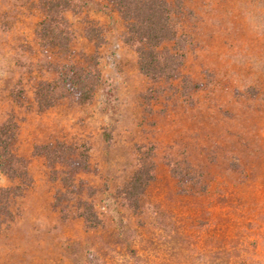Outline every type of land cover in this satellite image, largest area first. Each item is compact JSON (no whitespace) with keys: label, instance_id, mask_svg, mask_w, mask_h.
Instances as JSON below:
<instances>
[{"label":"rangeland","instance_id":"rangeland-1","mask_svg":"<svg viewBox=\"0 0 264 264\" xmlns=\"http://www.w3.org/2000/svg\"><path fill=\"white\" fill-rule=\"evenodd\" d=\"M180 2L164 46L181 64L152 80L104 1L71 0L59 52L37 38L41 0H0V125L20 175L0 172V264H264V0ZM93 57L88 101L39 106V84ZM139 167L151 180L128 197Z\"/></svg>","mask_w":264,"mask_h":264},{"label":"trees","instance_id":"trees-1","mask_svg":"<svg viewBox=\"0 0 264 264\" xmlns=\"http://www.w3.org/2000/svg\"><path fill=\"white\" fill-rule=\"evenodd\" d=\"M102 1L115 9L124 20V41L137 52V63L142 73L157 80L177 72L181 55L175 48L170 49L164 45L177 40L174 16L179 11L180 0ZM40 5L43 18L36 29L38 40L44 46L68 52L72 34L64 14L70 8L71 0H41ZM85 35L98 45L102 42L99 29L93 26L85 30ZM94 58L91 63L80 66L62 65L57 79L39 84L36 91L39 106L48 108L66 96H74L80 102L88 101L100 80ZM12 126H8V123L0 125V172L10 177H19L14 163L16 158L11 151V144L15 140ZM150 180L147 171L137 168L125 185V194L137 198ZM8 191L0 188V201Z\"/></svg>","mask_w":264,"mask_h":264}]
</instances>
